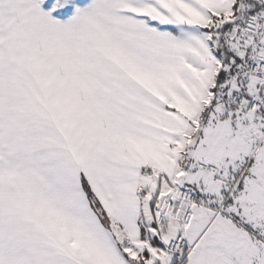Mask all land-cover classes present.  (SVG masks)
I'll list each match as a JSON object with an SVG mask.
<instances>
[{"label":"snow or ice","instance_id":"6c2138e0","mask_svg":"<svg viewBox=\"0 0 264 264\" xmlns=\"http://www.w3.org/2000/svg\"><path fill=\"white\" fill-rule=\"evenodd\" d=\"M0 264H264V0H0Z\"/></svg>","mask_w":264,"mask_h":264}]
</instances>
